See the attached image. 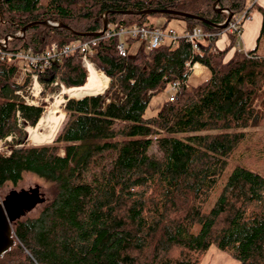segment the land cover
<instances>
[{
    "label": "trees",
    "instance_id": "1",
    "mask_svg": "<svg viewBox=\"0 0 264 264\" xmlns=\"http://www.w3.org/2000/svg\"><path fill=\"white\" fill-rule=\"evenodd\" d=\"M254 7L262 36L264 7L247 0H0V41H7L0 50L42 56L52 44L96 39L91 61L109 78L104 92L68 99L51 143L30 145L26 129L45 114L44 97L86 84L83 53L30 64L23 84L19 61L0 56V137H12L11 154L0 156V190L29 174L48 185L38 213L14 220L15 244L0 264H201L212 246L239 264H264L263 175L236 166L211 210L203 208L234 151L264 120V56L255 49L229 60L236 35L229 49L216 47L226 10L235 16ZM105 18L114 30L180 20L210 37L199 50L185 39L155 49L127 39L122 55L117 35L96 36ZM197 63L210 76L188 89ZM32 74L42 87L38 104L26 101L34 99ZM173 83L174 99L146 118L152 98Z\"/></svg>",
    "mask_w": 264,
    "mask_h": 264
},
{
    "label": "rangeland",
    "instance_id": "2",
    "mask_svg": "<svg viewBox=\"0 0 264 264\" xmlns=\"http://www.w3.org/2000/svg\"><path fill=\"white\" fill-rule=\"evenodd\" d=\"M247 1H248V6L250 7L257 0H247ZM254 14H259L260 17H262V13L258 10L257 7L252 8L251 15H254ZM168 28L174 29L178 33L179 36L184 34V32L186 31L185 23L180 20H172L169 23ZM256 43H257L256 46H258V54H260L261 56H264V35L261 36V32L257 36ZM137 46L138 44H136L132 48V51H135L137 49ZM242 48H243V45H242ZM19 65L21 69H20L19 77L17 78V82H19L20 84H23L25 81V78L27 77V73L23 71L24 63L22 61L19 62ZM98 72L100 73L101 76L104 75L102 72L100 71ZM34 85H35V82H33L30 86V92L32 93V95L36 94L38 91V88L36 86L34 88ZM108 85H109V82H108ZM41 89L42 88L40 86L39 90L41 91ZM40 91L36 98L38 101L36 102L35 100L34 101L35 103H39L41 100ZM172 93H173V90L171 86H168L163 92L154 96L146 110L145 117L151 118V117L156 116L161 110L163 104L170 99ZM44 98H45L44 101L48 104L44 115L53 111L55 115L59 116L61 114V111H63L64 112L63 120H64L66 116V112L68 110L67 101L69 98H73V96L71 97L70 94L67 93L65 89L63 88L58 93L47 94ZM74 98L75 100H77L76 99L77 97H74ZM34 99H35V96H34ZM54 104L56 105L57 108L52 110ZM251 131H252V134L248 135V137L243 140L240 147L237 150H235L232 156L230 157L229 164L227 168L225 169L223 175L218 180V184L215 190L212 192L209 201L203 206L205 211L208 212L211 210V208L213 207V205L215 204L219 196L220 190L222 189L230 173L236 166L241 165L243 167L251 169L264 176V120L262 121L260 127L252 129ZM27 132H28L27 141H28V144L30 145L50 143V142L34 143L30 140L28 130ZM47 189H48V185L46 182H44L42 179L36 176L29 174L25 176L24 181L18 187L9 186L3 190H0V200L3 201L11 192L19 193L21 191H26L29 194H33L32 191H36V194L38 196L37 202L34 204L33 207L26 209L23 213L19 215L20 218L27 216V215L31 216V215H35L36 213H38L46 197V195H43V193L47 194ZM201 264H239V263L228 252L219 250L216 247L212 246L209 252L203 258V261Z\"/></svg>",
    "mask_w": 264,
    "mask_h": 264
},
{
    "label": "built area",
    "instance_id": "3",
    "mask_svg": "<svg viewBox=\"0 0 264 264\" xmlns=\"http://www.w3.org/2000/svg\"><path fill=\"white\" fill-rule=\"evenodd\" d=\"M229 14L231 12L228 11ZM250 14L245 11L242 12L239 15L233 16L231 22L228 24L225 32H228L230 34L236 35L237 37L241 36V28L242 24L250 19ZM117 35L120 38V43L118 45L119 50L121 51L122 55H126L128 53V48L126 44L127 39H139L141 41L146 40L148 41L149 48L155 49L162 43H164L166 40L171 41L173 44L177 42L179 39H185L188 43H190L195 50H199V43L204 38L208 37L209 34H206L202 29L195 28L192 31H186L181 36L178 35V33L172 29V28H165L164 22L161 19H158L156 21V26L152 29L146 28V27H140L137 25H133L130 27H122L117 30H114L110 27L108 24L107 30L104 34L105 37L115 36ZM96 39H91L87 42H84L82 44H73L71 46H66L63 49H59L57 44H52L50 48L47 50V52L42 56H33L30 55V53L25 52H19L17 54H9L4 52L3 50H0V56L2 58L7 59L9 63H12L14 61H22L24 63V71L26 73H31V69L27 68L30 64H38L41 63L42 65H48L52 60L60 61L62 57L67 56L74 52L76 49H80L83 53V64L85 66H88L91 62V58L93 54L95 53L94 46L96 44ZM0 46L5 50L7 48L6 41L3 40L0 42ZM33 82H35V85L37 83V76L32 75ZM34 85V88H35ZM189 85L187 84V88L189 89ZM173 93L170 97V100L174 99V94L179 88V83H173L171 86ZM39 86L38 91L36 94H33L32 96H35L37 98V95L39 94ZM31 93V92H30ZM32 94V93H31ZM26 101L31 104L34 103L33 100H30L29 98H26ZM12 137H6L1 138L0 137V156H9L12 152V146H11Z\"/></svg>",
    "mask_w": 264,
    "mask_h": 264
},
{
    "label": "water",
    "instance_id": "4",
    "mask_svg": "<svg viewBox=\"0 0 264 264\" xmlns=\"http://www.w3.org/2000/svg\"><path fill=\"white\" fill-rule=\"evenodd\" d=\"M152 11H146L143 13H149ZM127 14H133V12H126ZM162 13H168L171 15L195 18L192 15L184 14L176 11H162ZM232 13L228 16L226 22L223 25H219L221 28H225L232 19ZM47 25L56 26L57 24L44 23ZM108 21L105 20L104 28L102 32L96 34V36H103L106 32ZM26 28L22 30L24 33ZM90 96V95H87ZM86 97V96H84ZM83 98V97H82ZM81 99V98H80ZM53 141V140H52ZM51 141V142H52ZM33 194H29L26 191L19 193L11 192L4 201L0 202V257L3 256L12 246L15 244L13 222L20 218V214L26 209L34 206L38 200L36 191H32Z\"/></svg>",
    "mask_w": 264,
    "mask_h": 264
},
{
    "label": "bare ground",
    "instance_id": "5",
    "mask_svg": "<svg viewBox=\"0 0 264 264\" xmlns=\"http://www.w3.org/2000/svg\"><path fill=\"white\" fill-rule=\"evenodd\" d=\"M87 68L89 71V76L84 86L65 89V91L69 93L71 97L73 96L77 97V99H80L87 95H95L102 92L107 87L109 82V78L107 76H101L93 64H89ZM35 86L38 88L39 84L36 83ZM55 108L57 107L54 104L52 110ZM63 117V111H61L59 116L55 115L53 111L44 115L35 127L27 128L29 131L30 140L34 143L51 142L59 129Z\"/></svg>",
    "mask_w": 264,
    "mask_h": 264
},
{
    "label": "crops",
    "instance_id": "6",
    "mask_svg": "<svg viewBox=\"0 0 264 264\" xmlns=\"http://www.w3.org/2000/svg\"><path fill=\"white\" fill-rule=\"evenodd\" d=\"M255 3H258V5L264 7V0H257ZM261 27H262V17H260L259 14L251 15L250 19L243 24L241 36L237 41L238 44H235L234 48L230 51V53L228 54V59L230 60L232 57H234L238 51L249 52L258 49V46H256L257 44L256 39L258 34L262 30ZM232 42H233L232 35L227 34V32H221L216 40V47L219 50H227L232 46ZM209 76H210V71L206 67L197 63L193 67V72L189 77L188 85L192 88L193 85L197 84L198 82L204 79H207Z\"/></svg>",
    "mask_w": 264,
    "mask_h": 264
}]
</instances>
